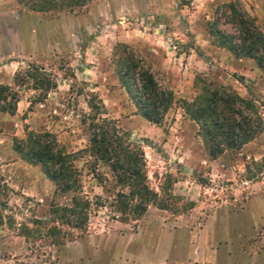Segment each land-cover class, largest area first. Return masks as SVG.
<instances>
[{"label": "rangeland", "instance_id": "1", "mask_svg": "<svg viewBox=\"0 0 264 264\" xmlns=\"http://www.w3.org/2000/svg\"><path fill=\"white\" fill-rule=\"evenodd\" d=\"M34 1L0 0V85L18 100L13 116L0 112V264H264V72L211 45L208 33L211 24L233 33L223 17L227 3L263 30L264 0H129L134 11L136 1L142 11L146 2L159 10L118 21L89 15L91 0L71 11L60 10L58 0L36 11ZM116 44L145 58L160 87L172 93L159 126L137 115L120 86L112 62ZM34 67L49 81L45 92L25 78ZM196 74L262 102L261 133L211 164L197 126L180 108L197 93ZM91 96L101 105L100 117L143 151L146 184L159 202L137 220H119L111 205L126 190L100 162L78 155V190L58 194L39 166L12 149L25 129L53 134L66 153L87 147ZM75 194L101 205L87 211L83 232L58 226L71 236L52 245L45 236L50 209L68 205Z\"/></svg>", "mask_w": 264, "mask_h": 264}, {"label": "trees", "instance_id": "2", "mask_svg": "<svg viewBox=\"0 0 264 264\" xmlns=\"http://www.w3.org/2000/svg\"><path fill=\"white\" fill-rule=\"evenodd\" d=\"M34 2L31 4L36 11L46 9L48 4L56 5L54 0ZM84 2L58 0V5L60 10L66 8L71 11L83 6ZM225 8L223 17L234 31L227 34L211 24L208 28L211 45L226 50L235 59L252 60L256 68L264 72V29L255 26L254 19L234 3H227ZM112 58L117 80L133 103L137 115L145 122L159 126L174 102L172 93L160 87L145 58L131 47L116 44ZM32 70L34 73L27 71L25 78L31 80L33 89L44 92L50 89L49 81L38 77L37 71L40 69L34 67ZM13 79L16 84L22 82L18 80L17 74ZM193 86L197 93L189 102L181 100L180 108L186 118L197 126V134L208 161H214L226 152L239 150L261 133L263 120L258 110L262 102L258 98L240 97L232 89L203 74L194 76ZM93 99V96L88 99L89 113L86 119L89 121L90 135L84 149L66 153L53 134L45 130L26 129L23 138H13L12 149L25 163L39 166L58 194L75 193L78 190L79 174L73 164L78 155H87L94 163L100 162L108 167L115 185L126 190L117 192L111 205L119 220H137L145 213L147 206L159 202L157 195L146 184L143 151L130 143L113 121L100 117L101 105H95ZM17 101L16 92L8 86L0 85V112L13 116ZM94 202L75 194L71 196L68 205L52 207V225L45 232V236L51 238V244L61 246L71 236L70 233L62 232L58 226L65 225L83 232L87 211L94 204L101 205L98 198ZM35 224L37 226L42 223L37 221ZM29 233L30 229L22 230V234Z\"/></svg>", "mask_w": 264, "mask_h": 264}, {"label": "crops", "instance_id": "3", "mask_svg": "<svg viewBox=\"0 0 264 264\" xmlns=\"http://www.w3.org/2000/svg\"><path fill=\"white\" fill-rule=\"evenodd\" d=\"M116 3V4H115ZM119 3V4H117ZM136 5L134 6L136 8V11H134L132 8L133 6L130 4L129 0H91V2L88 4V14L89 15H95L97 17H100L101 19H109V20H117L121 18H129L133 17L134 13L136 14H142L145 11L151 10L153 12H157L159 9L156 7V5L146 4L144 5L143 11L139 8L138 4L140 2H135ZM143 15V14H142ZM65 22V21H64ZM62 27V25H60ZM46 49V47H44ZM18 64V63H16ZM10 66H13L12 64ZM15 67L17 65H14ZM19 104V102H18ZM19 105H17L16 113H19ZM214 161H208L209 164L215 163ZM251 219L256 221V212L252 211L251 213Z\"/></svg>", "mask_w": 264, "mask_h": 264}]
</instances>
